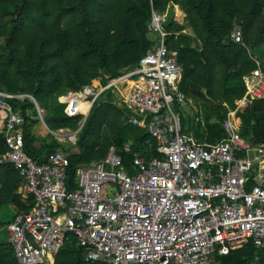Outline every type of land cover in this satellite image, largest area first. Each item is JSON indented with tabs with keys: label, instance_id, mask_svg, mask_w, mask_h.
Returning <instances> with one entry per match:
<instances>
[{
	"label": "built area",
	"instance_id": "2783aa9c",
	"mask_svg": "<svg viewBox=\"0 0 264 264\" xmlns=\"http://www.w3.org/2000/svg\"><path fill=\"white\" fill-rule=\"evenodd\" d=\"M168 21L152 7L148 28L155 39L137 65L62 95L65 112L84 117L105 90L120 91L129 121L149 134L154 149L149 157L134 152L129 167L115 144L105 157L79 163L74 181L65 151L36 160L25 151L26 118L12 99L29 97L60 140L76 143L79 130H52L33 95L0 88V133L8 145L0 164L18 170L22 200L35 199L6 224L19 264H55L71 232L87 261L107 264H211L215 252L250 243L264 248V145L239 129L240 113L264 99V67L251 54L257 65L243 75L245 92L227 113L224 136L202 140L183 129L181 105L194 103L181 88L184 68L168 41L179 32H170ZM230 38L245 44L243 18L235 16ZM195 121L206 126L203 117ZM122 151L132 153L131 142Z\"/></svg>",
	"mask_w": 264,
	"mask_h": 264
},
{
	"label": "trees",
	"instance_id": "16d2710c",
	"mask_svg": "<svg viewBox=\"0 0 264 264\" xmlns=\"http://www.w3.org/2000/svg\"><path fill=\"white\" fill-rule=\"evenodd\" d=\"M176 5L185 13V23L174 18ZM152 7L169 16L166 27L170 32H179L168 41L184 68L181 88L201 108L205 119V132L198 122L195 134L215 142L225 134L228 111L245 92L243 75L257 65L251 54L256 56L264 46V0H0V38L7 48L0 54V88L33 95L52 130H77L83 115H68L58 98L95 84L99 77L105 84L107 74L116 77L137 65L155 39L148 28ZM235 16L244 20L245 44L230 38ZM187 27L192 33L185 31ZM12 103L26 118L25 151L43 161L52 152L65 149L72 181L79 163L105 157L112 144L118 146L128 167L134 152L141 150L149 157L154 150L146 143L149 134L129 121V111L111 88L94 102L76 143L50 132L40 134V116L29 97L14 98ZM79 108L86 111L88 102ZM240 117V132L264 145V99ZM186 122L183 129L188 131ZM127 142H131L132 153L122 151ZM7 150L0 133V155ZM20 183L21 176L12 164H0V208L14 207L19 212L35 205L33 196L22 200L17 191ZM7 223L0 220V226ZM0 264H19L13 244L2 237ZM55 264L107 263L87 261L71 232L56 253ZM211 264H264V248L250 243L228 254L215 252Z\"/></svg>",
	"mask_w": 264,
	"mask_h": 264
},
{
	"label": "rangeland",
	"instance_id": "374dc122",
	"mask_svg": "<svg viewBox=\"0 0 264 264\" xmlns=\"http://www.w3.org/2000/svg\"><path fill=\"white\" fill-rule=\"evenodd\" d=\"M184 16H185V13L181 10V8L179 7V5H176L174 7V18L177 19L178 21H180L181 23H185V20H184ZM187 33H192V30L191 28L187 27L186 30H185ZM5 51H7V48H6V45H5V40L4 38H0V54L4 53ZM256 56L257 58L263 62L264 64V46H262V49L261 51H257L256 52ZM115 89V95H116V98L118 100V102L120 103V91H118V89L116 87H114ZM62 96V95H61ZM59 97V101H64L65 98L64 96L62 97ZM193 106L191 107L189 104H184V105H181V108H182V111H183V123H184V120L186 119V124L188 125L190 131L196 133L197 132V127H198V123L195 121L196 118H199L201 119L203 117V114H202V110L201 108L193 101ZM121 104V103H120ZM43 116L45 115V112L43 111ZM204 118V117H203ZM212 121H215V118H213ZM199 128V127H198ZM37 129L39 131L40 134L42 133H46L47 130H46V126L44 125L43 121L40 119V122L37 124ZM200 130L202 132H205V128H200ZM66 131V130H64ZM66 147H70V148H67V149H71V150H74L73 149V146H65ZM59 150H63L65 151V149H59ZM66 152V151H65ZM3 222H6V219H2ZM0 236H5L7 234V229H6V224H2L0 226Z\"/></svg>",
	"mask_w": 264,
	"mask_h": 264
},
{
	"label": "crops",
	"instance_id": "0c3cea01",
	"mask_svg": "<svg viewBox=\"0 0 264 264\" xmlns=\"http://www.w3.org/2000/svg\"><path fill=\"white\" fill-rule=\"evenodd\" d=\"M116 96V95H115ZM45 125V124H44ZM38 130V129H37ZM190 130V129H189ZM39 132V131H38ZM45 134V133H42ZM19 189V187H18ZM18 191V190H17ZM19 193V192H18ZM16 210L14 209V207H1L0 208V220L2 219H6L7 222L11 221L15 215H16ZM7 232V231H6ZM7 238L8 239V234H6L5 236H0V238Z\"/></svg>",
	"mask_w": 264,
	"mask_h": 264
},
{
	"label": "water",
	"instance_id": "95a60500",
	"mask_svg": "<svg viewBox=\"0 0 264 264\" xmlns=\"http://www.w3.org/2000/svg\"><path fill=\"white\" fill-rule=\"evenodd\" d=\"M88 116V115H87ZM87 116H84L83 119H82V122H81V125L80 127L77 129V130H80V128L83 126L84 122L86 121L87 119ZM68 132H74L73 130H68Z\"/></svg>",
	"mask_w": 264,
	"mask_h": 264
}]
</instances>
